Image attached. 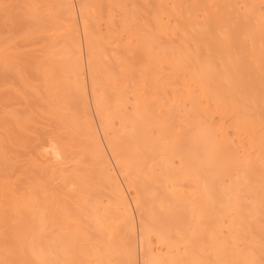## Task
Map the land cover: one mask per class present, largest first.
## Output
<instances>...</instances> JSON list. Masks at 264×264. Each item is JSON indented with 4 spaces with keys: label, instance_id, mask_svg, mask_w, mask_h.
<instances>
[{
    "label": "bare ground",
    "instance_id": "6f19581e",
    "mask_svg": "<svg viewBox=\"0 0 264 264\" xmlns=\"http://www.w3.org/2000/svg\"><path fill=\"white\" fill-rule=\"evenodd\" d=\"M0 264H264V0H0Z\"/></svg>",
    "mask_w": 264,
    "mask_h": 264
}]
</instances>
